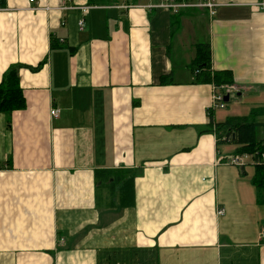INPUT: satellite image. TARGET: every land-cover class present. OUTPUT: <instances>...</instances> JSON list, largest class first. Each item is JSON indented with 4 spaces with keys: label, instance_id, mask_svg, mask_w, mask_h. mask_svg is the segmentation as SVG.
I'll use <instances>...</instances> for the list:
<instances>
[{
    "label": "crops",
    "instance_id": "1",
    "mask_svg": "<svg viewBox=\"0 0 264 264\" xmlns=\"http://www.w3.org/2000/svg\"><path fill=\"white\" fill-rule=\"evenodd\" d=\"M217 1L174 19L159 0H6L0 84L20 66L26 108L0 114V264H264L254 161L217 147L216 88L190 69L210 44L237 103L264 107V12Z\"/></svg>",
    "mask_w": 264,
    "mask_h": 264
},
{
    "label": "trees",
    "instance_id": "2",
    "mask_svg": "<svg viewBox=\"0 0 264 264\" xmlns=\"http://www.w3.org/2000/svg\"><path fill=\"white\" fill-rule=\"evenodd\" d=\"M118 0H89L90 5L105 3L114 5ZM6 0H0V8L5 9ZM194 13L192 10H183L176 15L174 19ZM206 15V12L204 13ZM204 15V16H205ZM59 42L53 39L51 47L54 49ZM197 52L194 61L190 65L191 72L195 75V81L198 84H212L216 91L222 87L234 84V78L230 71L216 72L212 70L210 44L197 45ZM20 66L10 67L3 76L0 84V114L10 117L15 111L26 108V100L23 90L20 87L18 69ZM39 70V67L33 69ZM214 111H210V130L217 140V147L232 144L236 146L235 156L249 155L254 161L255 175L252 178V184L258 191V202L264 204V123L258 119L264 117V107L254 108L249 115L243 117H229L222 123H215L213 120ZM110 178L115 174H124L123 172L109 171ZM125 175V174H124ZM132 178L126 180L121 177L112 184L123 182V187L132 183ZM121 189V190H122Z\"/></svg>",
    "mask_w": 264,
    "mask_h": 264
},
{
    "label": "built area",
    "instance_id": "3",
    "mask_svg": "<svg viewBox=\"0 0 264 264\" xmlns=\"http://www.w3.org/2000/svg\"><path fill=\"white\" fill-rule=\"evenodd\" d=\"M160 7L170 11L173 15L178 14L183 10H201L208 12L210 18H214L217 15V10L219 4L217 0H159ZM30 3H34V0H30ZM254 8L259 12H264V0H259ZM50 9L47 8V11ZM4 9L0 8V12ZM37 11V10H36ZM84 11V9H83ZM78 28L80 31H83L85 28V19H81L78 22ZM239 93V89L236 86H225L222 87L219 91H216L213 96V103L210 110H222L226 108V102L224 101L226 96H235ZM51 116L53 118L59 117V111L56 109L51 110ZM230 162L234 165H241L242 160L241 156H235L233 159H230ZM220 215L223 214V210H220ZM261 239L264 240V230L261 233Z\"/></svg>",
    "mask_w": 264,
    "mask_h": 264
},
{
    "label": "rangeland",
    "instance_id": "4",
    "mask_svg": "<svg viewBox=\"0 0 264 264\" xmlns=\"http://www.w3.org/2000/svg\"><path fill=\"white\" fill-rule=\"evenodd\" d=\"M172 56H173L172 60H173L174 67L175 68L176 67H179L180 66V63L175 58L174 53H173ZM231 86H234V84L231 85ZM255 107L258 108L259 106H255ZM251 109H253V106L252 105L249 106L248 103H244V104L239 103L238 104L237 101L235 100V97L234 96H231V100L228 103H226V108L225 109H222L221 111H219L217 113V115L218 114H223L225 117L226 116L227 117H231V116L249 115V113H250L249 111ZM258 121L264 123V118H259ZM230 146H232V148L233 147H236V146H233V145H230ZM232 148H229V149L231 150Z\"/></svg>",
    "mask_w": 264,
    "mask_h": 264
},
{
    "label": "water",
    "instance_id": "5",
    "mask_svg": "<svg viewBox=\"0 0 264 264\" xmlns=\"http://www.w3.org/2000/svg\"><path fill=\"white\" fill-rule=\"evenodd\" d=\"M238 96H239V95H238ZM224 101H225L226 103H228V102H229V96H226L225 99H224Z\"/></svg>",
    "mask_w": 264,
    "mask_h": 264
}]
</instances>
